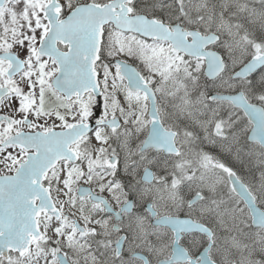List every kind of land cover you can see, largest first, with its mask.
Returning <instances> with one entry per match:
<instances>
[{"label": "snow or ice", "instance_id": "1", "mask_svg": "<svg viewBox=\"0 0 264 264\" xmlns=\"http://www.w3.org/2000/svg\"><path fill=\"white\" fill-rule=\"evenodd\" d=\"M0 264H264V0H0Z\"/></svg>", "mask_w": 264, "mask_h": 264}]
</instances>
